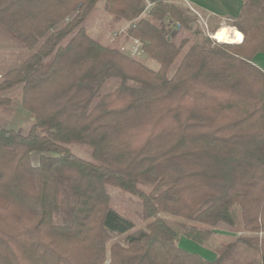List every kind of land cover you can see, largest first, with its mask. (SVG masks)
Masks as SVG:
<instances>
[{"label": "trees", "instance_id": "1", "mask_svg": "<svg viewBox=\"0 0 264 264\" xmlns=\"http://www.w3.org/2000/svg\"><path fill=\"white\" fill-rule=\"evenodd\" d=\"M100 1L156 70L87 33ZM240 1L243 40L220 43L167 0H0V25L37 46L0 82L35 121L0 125V264H264V0ZM184 221L239 236L209 260L179 245Z\"/></svg>", "mask_w": 264, "mask_h": 264}, {"label": "rangeland", "instance_id": "2", "mask_svg": "<svg viewBox=\"0 0 264 264\" xmlns=\"http://www.w3.org/2000/svg\"><path fill=\"white\" fill-rule=\"evenodd\" d=\"M167 1L181 6L186 11V14L193 20V27H197L201 31L202 36L209 37V34L213 35V33L224 26L232 27L230 26L231 23L229 21L210 17L191 5L193 9H195V11L201 15V18L198 17L196 13L188 6V4L182 0ZM102 4V1L98 2L86 18L85 27L87 33L103 44L116 45L118 43L121 51V48L128 50L132 44L130 41L125 40L124 36L127 33L131 23L123 20L113 23L112 17L107 16L103 12ZM164 32L175 36L177 39L185 38L188 34L187 31H184L180 27H176L174 24L165 26ZM212 38L210 39L217 42ZM242 40L243 35L241 42ZM36 49L37 46L33 49L27 48L3 25H0V82L3 80L4 75L8 70L19 66ZM122 52L124 53L125 51ZM262 54L263 55H260L259 58L256 59V62L264 69V53ZM137 59L151 69L156 70L158 68V63L151 60L145 54ZM0 97L9 100L7 104L0 105V125L5 128L14 129L21 135H26L32 128L35 121L30 112L24 109L22 106L21 84L15 85L8 90L0 92ZM71 150L79 157L89 159V154L83 147L74 145L71 147ZM37 161L38 153H33L32 162L36 164ZM110 194L112 197L113 207L126 217L132 219L136 224V228H143L145 223L141 220H138L132 214V196L117 189H111ZM163 217L170 220H175V218L171 216L164 215ZM184 222L187 225V230L180 237L179 245L187 251L198 253L202 257L209 260L219 256L224 251L226 246L239 236L220 229H215L211 232H205L199 225L195 223L188 221ZM123 237H119L117 240L122 241ZM252 255L253 254L251 251H244L239 257L247 259Z\"/></svg>", "mask_w": 264, "mask_h": 264}, {"label": "crops", "instance_id": "3", "mask_svg": "<svg viewBox=\"0 0 264 264\" xmlns=\"http://www.w3.org/2000/svg\"><path fill=\"white\" fill-rule=\"evenodd\" d=\"M182 1L194 6L196 9L204 12L206 15L210 17H214L219 20H227L229 18L237 17L241 7L240 0H182ZM262 53L257 54L255 56L254 62L260 69L264 71V69L260 67L256 62V59L259 58L260 55H263Z\"/></svg>", "mask_w": 264, "mask_h": 264}, {"label": "bare ground", "instance_id": "4", "mask_svg": "<svg viewBox=\"0 0 264 264\" xmlns=\"http://www.w3.org/2000/svg\"><path fill=\"white\" fill-rule=\"evenodd\" d=\"M212 37L218 42L240 43L242 34L236 28L224 26L213 33Z\"/></svg>", "mask_w": 264, "mask_h": 264}, {"label": "built area", "instance_id": "5", "mask_svg": "<svg viewBox=\"0 0 264 264\" xmlns=\"http://www.w3.org/2000/svg\"><path fill=\"white\" fill-rule=\"evenodd\" d=\"M188 6L196 13V15L198 16V17H200L201 18V15L198 13V12H196L195 11V9H193V7L190 5V4H188ZM210 38H212V34H209L208 35ZM212 39H214V38H212ZM215 40V39H214ZM217 41V40H216ZM131 42V46H130V48L128 49V50H125V48H121L122 49V51H125L124 53H126L127 55H129L130 57H132V58H135V59H137V58H139L140 56H142V55H144V52H143V49H142V47H141V43L139 42V41H137V40H132V41H130ZM218 42V41H217Z\"/></svg>", "mask_w": 264, "mask_h": 264}]
</instances>
